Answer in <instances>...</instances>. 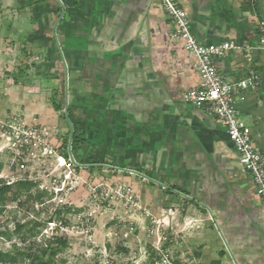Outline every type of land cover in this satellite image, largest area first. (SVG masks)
I'll return each mask as SVG.
<instances>
[{
    "label": "crops",
    "instance_id": "1",
    "mask_svg": "<svg viewBox=\"0 0 264 264\" xmlns=\"http://www.w3.org/2000/svg\"><path fill=\"white\" fill-rule=\"evenodd\" d=\"M22 1L34 13L27 26L32 42L40 38L47 45L49 72L61 73L65 92L68 70L76 146L90 144L92 155L105 153L112 164L156 179L165 186L140 175L190 204L192 212L181 216L208 223L223 243L213 263L264 264V201L221 120L184 100L201 78L184 40L173 35L163 3ZM180 1L202 43L237 46L213 58L225 79L238 81L250 72L261 77L237 99L254 144L264 153V0ZM63 102L65 109V95Z\"/></svg>",
    "mask_w": 264,
    "mask_h": 264
},
{
    "label": "rangeland",
    "instance_id": "2",
    "mask_svg": "<svg viewBox=\"0 0 264 264\" xmlns=\"http://www.w3.org/2000/svg\"><path fill=\"white\" fill-rule=\"evenodd\" d=\"M24 3L0 0V184L29 179L37 184L32 192L45 195L39 201L9 195L0 211V249L17 244L35 252L53 235H64L69 246L59 253L60 263L216 264L223 243L208 223L181 216L192 212L190 204L138 174L77 169L67 158L71 127L65 109L54 105L64 101L61 73L49 72L47 45L40 38L33 44L27 26L34 13ZM73 153L84 163L117 165L105 153L92 155L90 144H73ZM35 221L43 225L33 235L28 228ZM18 223L29 225L18 231ZM190 225L199 226L188 233Z\"/></svg>",
    "mask_w": 264,
    "mask_h": 264
},
{
    "label": "built area",
    "instance_id": "3",
    "mask_svg": "<svg viewBox=\"0 0 264 264\" xmlns=\"http://www.w3.org/2000/svg\"><path fill=\"white\" fill-rule=\"evenodd\" d=\"M158 1L163 3L174 23L173 35L184 40L187 49L195 57L200 74L199 86L186 91L184 100L205 107L221 120L226 133L240 152V162L244 170L252 173L257 192L264 201V153L256 148L251 128L241 116L237 99V93L256 87L261 77L256 72H250L247 77L238 81L225 79L219 73L213 58L237 46L231 42L211 45L202 43L193 33L191 20L180 0ZM260 24L263 32L261 43L264 45V20ZM63 160L66 164V159Z\"/></svg>",
    "mask_w": 264,
    "mask_h": 264
},
{
    "label": "trees",
    "instance_id": "4",
    "mask_svg": "<svg viewBox=\"0 0 264 264\" xmlns=\"http://www.w3.org/2000/svg\"><path fill=\"white\" fill-rule=\"evenodd\" d=\"M54 105L57 110H61L64 108V103L61 99L59 101L58 99H56ZM73 144L74 146H76L77 144L76 133L74 136ZM78 161L81 163L85 162L80 160ZM76 168L80 169L79 167ZM36 186L37 184L29 179H21L15 182H11L9 184H0V211H2L1 209H3V207H6L5 205H7V201H9V195H12L14 199H18L26 195L32 200H41L44 197L45 193L43 191H38L36 194H34L32 192V189ZM56 214L60 215L61 211L58 210ZM28 225L29 224L26 223H18L17 230L23 231L26 227H28ZM42 225V222L35 221V225L29 227L28 231L32 232L33 235H35L39 227H41ZM68 246L69 239L64 235H53L48 241L45 242V246H42L35 252H33L32 248L21 249L17 244H15L14 250L0 249V264H67L66 261L63 263L58 262V256L59 253L62 252V250L64 248H67ZM19 257H23L22 262H19Z\"/></svg>",
    "mask_w": 264,
    "mask_h": 264
},
{
    "label": "water",
    "instance_id": "5",
    "mask_svg": "<svg viewBox=\"0 0 264 264\" xmlns=\"http://www.w3.org/2000/svg\"><path fill=\"white\" fill-rule=\"evenodd\" d=\"M61 52H62V48L61 46H59ZM69 107H70V99H69V75H68V70H66V92H65V111H66V118L70 124V127H71V132H70V139H69V144H68V154H69V158L71 160V162L76 166V167H79V168H90V167H99V166H104V167H108V168H111V169H116V170H120V171H123V172H132V173H136V174H139V175H142L144 176L145 178H147L148 180L152 181V182H155V183H158L162 186H165L163 183L157 181L156 179L148 176V175H145L143 173H141L140 171L138 170H135V169H131V168H127V167H121V166H116V165H108V164H102V163H93V164H89V163H81L79 161H77L74 153H73V142H74V136H75V125L70 117V112H69ZM225 240V243L229 249L230 252H232L229 244L227 243L226 239L224 238Z\"/></svg>",
    "mask_w": 264,
    "mask_h": 264
}]
</instances>
